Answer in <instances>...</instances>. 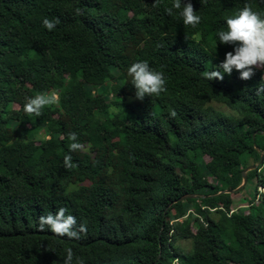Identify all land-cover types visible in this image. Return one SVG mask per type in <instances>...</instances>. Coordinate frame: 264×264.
I'll return each instance as SVG.
<instances>
[{
  "label": "trees",
  "instance_id": "1",
  "mask_svg": "<svg viewBox=\"0 0 264 264\" xmlns=\"http://www.w3.org/2000/svg\"><path fill=\"white\" fill-rule=\"evenodd\" d=\"M118 1L0 0V264H64L69 247L72 264H264V193L253 208L264 188V69L246 81L235 69L202 76L234 51L218 38L226 18L246 3L264 16V0H182L201 17L195 28L165 12L173 0ZM45 18L60 22L49 31ZM143 60L167 92L140 101L127 70ZM52 91L57 104L24 113L26 98ZM72 132L83 150L69 151ZM254 165L242 210L231 192ZM61 207L87 226L80 239L39 230ZM178 239L193 240L190 255Z\"/></svg>",
  "mask_w": 264,
  "mask_h": 264
},
{
  "label": "clouds",
  "instance_id": "2",
  "mask_svg": "<svg viewBox=\"0 0 264 264\" xmlns=\"http://www.w3.org/2000/svg\"><path fill=\"white\" fill-rule=\"evenodd\" d=\"M202 4L205 0H201ZM160 0H155L154 7H159ZM174 10H178L179 17L184 26L195 28L201 23V17L197 15L194 5L191 2L183 3L182 0H173L171 6L165 8L169 16H174ZM79 12V10H77ZM59 19L43 20V26L49 31L53 30L59 23ZM226 30L218 31L219 42L224 45L234 46V51L225 54V59L218 65L219 70L204 71L202 76L209 81L219 79L224 80V74L231 75L235 69L240 73L241 80H250L255 75L256 69H264V16L261 13L253 11L249 4H245L234 16L226 18ZM131 77V84L135 88V98L143 101L145 97H159L167 92L166 77L163 72L150 67L147 60L133 63L127 70ZM264 82V78H262ZM257 92H264V83L257 89ZM58 95L55 91L50 93H38L34 97L26 98L23 106L24 113L29 117H40L45 107H51L58 103ZM116 111V109H111ZM170 116L175 117V110H170ZM69 139L72 141L69 145V151H81L84 148L78 142L76 133H69ZM63 166L71 170L76 165L72 162L71 155H65ZM67 209L61 207L55 213L41 215L39 218V230L44 231L47 227L53 234L69 239H80V234H86L87 226L80 224L77 228V218L74 215H66ZM66 257L64 264H72L74 253L72 248H66ZM76 264H84L80 257H76Z\"/></svg>",
  "mask_w": 264,
  "mask_h": 264
},
{
  "label": "rangeland",
  "instance_id": "3",
  "mask_svg": "<svg viewBox=\"0 0 264 264\" xmlns=\"http://www.w3.org/2000/svg\"><path fill=\"white\" fill-rule=\"evenodd\" d=\"M115 3L118 4L119 1L115 0ZM169 32H170L171 35H173V31L172 30H170ZM139 52H140V54L142 56H144V54L146 53V49H141V50H139ZM89 78H90V75L86 74L85 75V80L89 81ZM214 106L217 107L218 109H221V110L225 111L226 113H228V110L226 109V107H224V106H222L220 104H214ZM15 108H18V106L15 105ZM41 133H43V132L42 131L39 132V135ZM235 157H236V155L233 154L231 158L234 159ZM205 160L208 161V157H205ZM207 180L211 184H213L214 186H216L220 190H222L223 193L227 192L226 191L227 190V188H226L227 185H223L220 181H214L211 178H208ZM231 182H232V179L231 178L228 179V183L230 184ZM246 183L244 184V181H243V183L240 185V187H238L239 189H236V190L232 191V194H234V197L240 198L239 204L241 205L240 208H242V210H245L244 208H247L246 207L248 205L247 204V202H248L247 200H250V197H254L255 196V190H256L255 186L252 183H250L247 187H246ZM258 192L260 193V195H259V197H257L256 201L254 202L253 208H259L261 206V203H262V195L261 194L264 193V188H260ZM191 198H193V197H191ZM188 200H189V202H192L190 200V198H188ZM177 209H178L177 205H174V210H173L172 216L174 214H176ZM248 214H249L248 212H245L244 213V217H247ZM189 219H190V217H189V215H187L185 218L181 219L179 222H183V221H186V220H189ZM189 225H190V227H192V223H190ZM193 231H195V230L193 229ZM175 246L178 247L179 249L183 250L186 254L190 255L192 253V251H193V240L192 239H178L175 242Z\"/></svg>",
  "mask_w": 264,
  "mask_h": 264
},
{
  "label": "water",
  "instance_id": "4",
  "mask_svg": "<svg viewBox=\"0 0 264 264\" xmlns=\"http://www.w3.org/2000/svg\"><path fill=\"white\" fill-rule=\"evenodd\" d=\"M263 156L262 157H264V154H262ZM257 168V165H254V166H251V167H249V168H247L245 171H244V184L247 182V172H249V171H251V170H254V169H256ZM237 189H239V188H237ZM232 193V192H231ZM186 196H183L182 198H180L179 199V201H184V200H186Z\"/></svg>",
  "mask_w": 264,
  "mask_h": 264
}]
</instances>
